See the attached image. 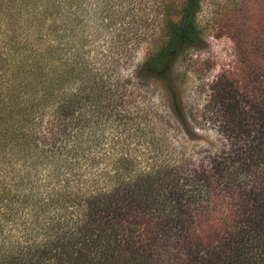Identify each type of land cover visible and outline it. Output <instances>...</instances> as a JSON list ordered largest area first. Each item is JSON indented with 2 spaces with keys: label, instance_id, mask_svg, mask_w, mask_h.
<instances>
[{
  "label": "trees",
  "instance_id": "1",
  "mask_svg": "<svg viewBox=\"0 0 264 264\" xmlns=\"http://www.w3.org/2000/svg\"><path fill=\"white\" fill-rule=\"evenodd\" d=\"M58 1L0 0V264H264V37L244 33L246 64L215 82L208 106L223 147L143 163L86 132L102 106L74 116L81 101H115L120 85L97 71L101 83L93 75L92 94L76 100L70 81L87 69L57 50ZM199 9L164 8L160 40L135 71L160 84L184 134L174 66L201 43ZM94 168L90 184L78 175Z\"/></svg>",
  "mask_w": 264,
  "mask_h": 264
},
{
  "label": "rangeland",
  "instance_id": "2",
  "mask_svg": "<svg viewBox=\"0 0 264 264\" xmlns=\"http://www.w3.org/2000/svg\"><path fill=\"white\" fill-rule=\"evenodd\" d=\"M58 2L54 18L57 50L62 60L64 55H70L75 71L82 68L76 62H83L87 69L83 75L70 81L69 86L78 95L76 100H81L84 92L90 93L89 86L93 85V75L98 74L97 71L107 72L113 82L120 85L117 87L120 94L115 101H81L74 111V116L81 114L88 119L90 106H94L92 110L102 106L104 115L100 119L94 117L91 122L93 128L86 132L102 134L108 140L103 141L104 148L116 152L130 150L138 162L145 163L177 159L180 152H184L192 162H197L200 155L223 147L226 140L218 124L211 121L215 112L208 105L217 78L225 71L232 72L240 64L239 58L246 64V54H239V46L241 48L245 43L244 33L250 31L252 34L256 30L259 37H264V0H200L196 21L201 43L178 59L173 76L188 134H184L170 116L160 84L153 81L139 83L135 79L137 67L160 40L164 8L169 7L175 15L183 0ZM63 46L66 49L60 50L59 47ZM83 80L87 81L84 83ZM98 81L100 78L96 83ZM122 84L125 86L123 89ZM111 109L116 112L108 118ZM125 111V118L117 120L121 117L117 114H125ZM155 139L157 142L152 148L151 142ZM100 170L94 168L78 175L90 184L100 178Z\"/></svg>",
  "mask_w": 264,
  "mask_h": 264
}]
</instances>
